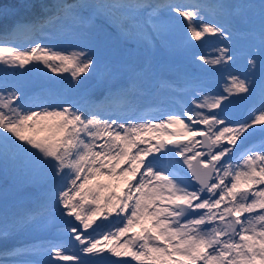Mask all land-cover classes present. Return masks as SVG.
<instances>
[{"label": "snow or ice", "instance_id": "snow-or-ice-1", "mask_svg": "<svg viewBox=\"0 0 264 264\" xmlns=\"http://www.w3.org/2000/svg\"><path fill=\"white\" fill-rule=\"evenodd\" d=\"M44 7L29 19L26 14L36 8L29 0H0V20L11 21L0 33L5 41L0 64L69 73L78 88L89 78L111 79L122 70L99 54L103 41L95 32L97 18L108 21L118 39L149 47L166 43L182 27L192 47V41L206 37L230 38L226 21L209 17L223 21L241 6L204 0H64ZM258 10L259 43L246 58L245 71L229 72L228 86L216 95L194 86L186 108L159 118H113L94 105L44 90L29 96L18 85L0 82V161L21 164L43 180L65 234L79 244L72 255L55 246L50 254L56 261L264 264V144L236 155L257 129L264 134V0ZM85 23L89 35L75 50L39 42L27 49L8 45L21 34L58 26L71 31ZM220 53L214 60L193 57L213 65L234 60L228 47ZM144 72L145 66L134 70L132 82ZM238 105L247 111L241 120L233 117ZM39 213L37 206L17 215L5 204L0 238L32 226ZM112 216L119 226L93 235ZM9 254L19 259H0V264H24L28 250Z\"/></svg>", "mask_w": 264, "mask_h": 264}, {"label": "bare ground", "instance_id": "bare-ground-1", "mask_svg": "<svg viewBox=\"0 0 264 264\" xmlns=\"http://www.w3.org/2000/svg\"><path fill=\"white\" fill-rule=\"evenodd\" d=\"M208 1L211 4L223 2L231 5L236 4L241 6L236 9L235 14L248 19V21L242 23V20L238 17H235V14L233 16L234 18L225 17L223 20V22L226 21L228 25H232L236 28L239 26L248 25V22L252 23L259 20V14H256L257 12L254 11V9L258 8L261 0ZM59 2H64V0H30V3L34 4L36 8L32 12L27 13L25 18L30 19L34 15L38 16L47 10L44 7L45 5H52ZM67 2H75V0H67ZM81 2L102 3L106 2V0H81ZM184 2L191 3L192 0H184ZM244 5H252L256 7L244 8L242 7ZM209 18L214 22H219V20L214 16ZM10 25L11 21L0 20V33L4 31L5 26ZM94 26L95 32L99 35L100 40L103 41L99 54L122 69L111 79H95L94 83L89 87L95 95H98L96 97H101V94H104V102L101 105L95 107L98 110L106 113V116H111L113 118L128 116L126 112L118 113L117 107H127L140 102V92L143 90L146 84L148 73L147 65H151V63L154 62L155 56L157 58L158 56L162 55L160 52H158L159 50L156 48L157 45H161L162 48L169 53L164 54L165 58L170 59V61L173 62L175 60L178 61L180 69L179 72H185L186 74H189L190 80L195 82L196 86L204 89V94L216 95L222 93L224 88L228 86V73L231 72L233 74H238L233 68L229 69L227 64H205L202 61L194 60L193 57V53H195L196 56L203 55L207 60H214L221 55L220 49L224 47H228L230 54L233 56L235 54V46L231 47L230 42L224 43V41L227 40L226 37H206L201 42L192 41L191 44L193 46L189 47L188 37L184 29L181 27L170 34L166 43H156L149 47L143 44H137L133 41L118 39L115 29L108 21L103 18H97L94 22ZM89 32L90 27L87 23L83 25L78 24L77 27L71 31L58 26L54 30L39 32L35 35H18L15 38L9 40L8 45L16 48L27 49L30 46H34L35 42H39L45 46L53 47L57 50L71 51L75 50L78 46L86 42L85 38L89 35ZM4 43L5 41L0 39V45ZM129 44L130 46H128ZM237 44H240V46L243 47V51H245V53H249V55L250 52L253 51L251 49L252 46L246 45L244 41H242L241 36L237 40ZM207 49L215 51V54H208ZM169 55H171V57H168ZM244 60L241 63H245L246 59ZM138 62H140V64L143 62L146 63L145 72L138 73L140 79L133 83L132 74L134 70L139 69L137 67ZM230 63L231 61L228 64ZM225 69H227V71ZM5 80L9 84L18 85L29 96L38 94L41 92V90H44L52 93L57 91L58 93L62 94L63 97H75V94L78 93L79 88H81L83 85L80 84L78 88L74 87L75 82L71 80L69 73L56 75L49 72L48 69L43 67V65L36 67L28 66L27 69H19L9 68L0 64V82ZM125 85H127V88L124 87ZM206 85L211 86L212 89L204 88ZM164 95L167 96L166 93H163V96ZM193 98L194 97H190L186 99V106L184 108L190 104ZM242 107L244 106H236L233 109V112L239 114ZM256 135L257 133L250 136L249 139L255 138ZM252 147L258 148L253 145L249 148ZM35 191L36 193H34ZM2 195H6L8 199L4 204H0V211L3 210L6 204L8 210L11 213H15L17 215H23L33 210L37 206H40V213L36 223L32 226L15 232L7 239L0 238V259H3L1 253L6 250L8 243L13 244L15 241L22 240L21 244L17 245L18 243H16L14 250H30L35 248L40 249L42 245L47 246L45 250L35 249L29 251L26 255L28 262H24V264H38L40 257L45 258V260H48L49 258H52L53 260L52 262H48V260L46 262H42L41 264L71 263L56 261L55 258H53L50 254V249L52 248L50 245L53 242V245L62 244L61 247L68 255H72L74 252L78 251L79 244L78 242L71 240L68 235L64 237L65 242H63L60 238H51V240L47 241L48 239L45 235L48 230V225L46 223L47 216L45 215V212L48 211L50 213L52 210L56 211V204L50 198L49 194L44 190L43 180L38 179L33 173H30L28 169L24 168L21 164L10 161H0V198ZM48 206L52 210L47 209ZM106 225L111 226V228H107V230L104 231L103 227ZM45 226H47L46 229H44ZM117 226H119V219L115 216L109 217L108 220L103 221V226L97 229V232L93 233V235L98 236L99 233L114 231L115 227ZM38 229H42L44 231V237L42 236L40 239L38 236H36V233H34V231ZM33 236L35 237L30 240L26 239ZM28 256H31V258H28ZM110 259L115 260L117 258L110 257Z\"/></svg>", "mask_w": 264, "mask_h": 264}, {"label": "rangeland", "instance_id": "rangeland-1", "mask_svg": "<svg viewBox=\"0 0 264 264\" xmlns=\"http://www.w3.org/2000/svg\"><path fill=\"white\" fill-rule=\"evenodd\" d=\"M29 2H30V0H29ZM254 11H256V12H258V8L256 9H254ZM234 16V15H233ZM233 16H231V18H234ZM235 17H238V18H240L241 20H242V16H239L238 14H235ZM219 22H221V21H219ZM221 23H223V21L221 22ZM226 24L228 25V23L226 22ZM243 26H248V25H243ZM95 27V26H94ZM238 28V27H237ZM250 32V29H248V31L246 32V34L247 33H249ZM253 37H256V38H253ZM250 39H248V38H246V37H243V39L244 40H246V42H244L246 45H249V46H252V44H258L259 43V39H258V36H256L254 33L252 34V36H250L249 37ZM86 40V39H85ZM247 40H249V41H247ZM243 41V40H242ZM252 43V44H251ZM128 46H130V44L128 45ZM160 47H162L161 45H160ZM157 49H159V48H157ZM208 50V49H207ZM249 57H250V55H249V53H246ZM155 59H156V56H155V58H154V61H155ZM229 63V62H228ZM121 64H123V63H121ZM142 64V63H141ZM139 65H140V62H138V64H137V67L138 68H140L139 67ZM94 81H95V79H93V78H89L88 80H87V82H85V83H82V84H85V86H89V85H92L93 83H94ZM146 82H147V80H146ZM71 97H74V96H71ZM120 106H118L117 107V109L119 108ZM34 193H36V191L34 192ZM5 196L6 195H2L1 196V198H0V204H4L5 203V201L8 199L7 198V196H6V199H5ZM47 209H50V210H52L49 206L47 207ZM47 212V213H46ZM45 212V215L47 216V219H46V223L47 224H49L48 222H50V224H49V226L48 227H50L51 228V230H52V233H51V236H52V238H57L56 236L57 235H63L65 232H64V226H63V222H62V220L60 219V217H59V213L57 212V211H54V210H52V212L50 211V213L48 212V211H46ZM46 227L47 226H45L44 227V229H46ZM108 228H111V226H108ZM55 231H54V230ZM59 229H60V232H59ZM38 231H40V234L38 235L40 238L42 237V236H44V231L42 230V229H38ZM62 231V232H61ZM36 232H37V230H36ZM35 232V233H36ZM64 232V233H63ZM57 233V234H56ZM61 233V234H60ZM67 234H65L64 235V237L66 236ZM47 236V235H46ZM64 237L63 238H60L63 242H65L64 240ZM29 239V238H28ZM49 240H51V239H48L47 241H49ZM16 242H18V243H21L22 242V240H19V241H16ZM16 242H14V244L16 243ZM62 242V243H63ZM43 243H46V242H43ZM64 244H66V243H64ZM62 245V244H61ZM61 245H59V246H61ZM51 246V245H50ZM55 246H57V245H54V246H52V248H54ZM8 247H10V245L8 246ZM7 247V248H8ZM13 247H14V245H13ZM47 248V246L46 245H42V247H40V249L39 248H35V249H39V250H45ZM50 249V251H52L53 249ZM35 249H30V250H28V252L29 251H32V250H35ZM12 251H7V253H4L2 256L4 257V258H6V257H8V258H11V259H15V260H18L19 258L18 257H13L12 255H10L9 253H11ZM105 255L107 256L108 254L107 253H105ZM27 256H25L24 257V262H28V260H27V258H26ZM28 258H31V256H28ZM36 259V258H35ZM37 260V259H36ZM42 262H46L45 261V258H43V257H40L39 258V262H38V264H41ZM132 264H135V262L133 261L132 262Z\"/></svg>", "mask_w": 264, "mask_h": 264}]
</instances>
